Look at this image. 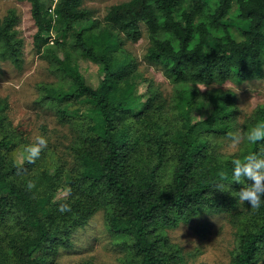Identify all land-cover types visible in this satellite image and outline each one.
<instances>
[{"label":"trees","instance_id":"trees-1","mask_svg":"<svg viewBox=\"0 0 264 264\" xmlns=\"http://www.w3.org/2000/svg\"><path fill=\"white\" fill-rule=\"evenodd\" d=\"M24 1L37 28L33 49L50 58L62 80L60 89L41 86L39 103L52 107L75 137L59 159L47 146L34 164L19 162L16 153L26 144L6 121L0 101V264H57L58 249L69 248L75 232L99 211L124 253L120 264H189L168 231L222 216L235 236L227 264H260L264 204L253 209L234 196L243 184L232 182L231 161L264 151V141L242 140L236 152L224 154L216 138L240 127L246 133L264 121V106L240 125L233 93L204 96L197 86L263 77L264 0H128L108 8L101 28L84 8L86 0ZM235 6L248 24L240 41L225 24ZM17 24L14 10L0 18V62L21 69ZM142 26L149 41L144 60L159 66L175 89L171 117L160 93H139L146 79L121 49V35L136 42ZM212 32L221 33L216 46L210 45ZM65 35L74 52L101 65L96 85L57 40ZM28 181L36 185L31 191ZM218 184L231 191L216 190ZM65 188L71 194L57 200ZM65 203L70 212L59 210Z\"/></svg>","mask_w":264,"mask_h":264},{"label":"rangeland","instance_id":"rangeland-1","mask_svg":"<svg viewBox=\"0 0 264 264\" xmlns=\"http://www.w3.org/2000/svg\"><path fill=\"white\" fill-rule=\"evenodd\" d=\"M128 0H86L84 8L92 12L97 19L98 27L105 25L103 18L111 5ZM184 10L189 9L188 4ZM10 10H14L18 17L16 30L18 37L23 40V65L21 69L14 68L9 62H0V101L5 105L4 114L11 128L27 145L33 142L36 136H43L48 141V151H52L57 159L66 153L75 135L67 123L59 121L55 110L46 102L40 101L41 86L61 88V78L55 73L50 58L36 53L33 49V36L37 31L31 15V6L24 0H0V18L2 19ZM202 21L210 20L202 17ZM232 37L240 41L242 32L247 30L248 24L239 19L236 6L225 21ZM221 33H211L210 45L216 46V38ZM72 53L80 71L87 82L96 85L101 65L83 58L69 47L68 35L57 39ZM56 36L50 41L54 45ZM62 45V46H63ZM149 41L146 30L142 26V35L136 42L125 40L121 35V49L128 53L137 63L138 73L146 79L138 91L144 94L148 91L158 92L165 99L164 112L172 116L175 100L174 86L164 77L159 66L148 64L144 60ZM62 57V53H58ZM201 85L197 88L202 95L215 92H231L235 95L238 109V123L242 125L251 118L258 106H264V73L259 79L246 81L241 85L232 82L223 84ZM166 115V114H165ZM236 130L241 132V127ZM219 151L224 154H233L238 148L230 147L228 137H217ZM23 146V145H22ZM23 149V147H19ZM19 162L23 160V151L16 153ZM53 171L48 169V173ZM57 200L65 196L63 190L58 192ZM56 200V201H57ZM58 202V201H57ZM168 236L173 243L183 249L189 264H227L230 260V251L234 247V230L229 225L226 216L194 219L188 225H180L168 231ZM124 253L114 246L110 235L106 231L103 211L97 212L88 222L86 227L79 229L71 238L69 248L58 249L57 264H120ZM260 264H264V257Z\"/></svg>","mask_w":264,"mask_h":264},{"label":"clouds","instance_id":"clouds-1","mask_svg":"<svg viewBox=\"0 0 264 264\" xmlns=\"http://www.w3.org/2000/svg\"><path fill=\"white\" fill-rule=\"evenodd\" d=\"M201 89L204 86L201 85ZM227 137L230 140V147L233 149L238 148L242 140H246L251 144H257L264 141V121L256 122L248 131L242 134L239 130L230 131L227 133ZM48 141L43 136H36L33 142L23 146V159L27 163H35L40 159L41 153L47 148ZM232 164V182L243 184V187L239 192H234V196L240 203L248 202L253 209H257L264 204V151L260 153H249L243 157V159H233ZM22 171V169L20 170ZM222 180L227 179L225 172H220ZM245 180L252 183L246 184ZM36 187L34 181H28L27 189L31 191ZM216 190L220 192H230V186L224 184L216 185ZM65 197L71 194L70 188L63 190ZM61 212H70L71 206L67 203L61 204Z\"/></svg>","mask_w":264,"mask_h":264},{"label":"built area","instance_id":"built-area-1","mask_svg":"<svg viewBox=\"0 0 264 264\" xmlns=\"http://www.w3.org/2000/svg\"><path fill=\"white\" fill-rule=\"evenodd\" d=\"M56 1V0H55Z\"/></svg>","mask_w":264,"mask_h":264}]
</instances>
